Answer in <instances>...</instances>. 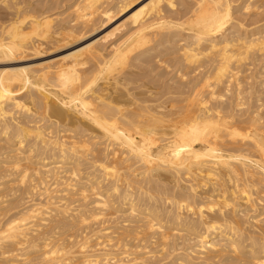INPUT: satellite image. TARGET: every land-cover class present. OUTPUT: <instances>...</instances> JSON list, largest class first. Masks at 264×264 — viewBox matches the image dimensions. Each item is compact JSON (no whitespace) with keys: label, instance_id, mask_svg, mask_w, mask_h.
I'll list each match as a JSON object with an SVG mask.
<instances>
[{"label":"bare ground","instance_id":"6f19581e","mask_svg":"<svg viewBox=\"0 0 264 264\" xmlns=\"http://www.w3.org/2000/svg\"><path fill=\"white\" fill-rule=\"evenodd\" d=\"M34 1L0 0V62L141 0L68 26ZM233 3L150 0L110 48L0 68V264H264V0Z\"/></svg>","mask_w":264,"mask_h":264},{"label":"rangeland","instance_id":"374dc122","mask_svg":"<svg viewBox=\"0 0 264 264\" xmlns=\"http://www.w3.org/2000/svg\"><path fill=\"white\" fill-rule=\"evenodd\" d=\"M33 1V0H32ZM38 3H40V1L41 0H36ZM36 1H34L35 3H37ZM47 1H50V0H45V1H43L42 0V4H44V2L46 3ZM56 1H60V0H51L50 2H47L45 5H43V6H45L44 7V9H42V11H46V9H47V11H49L48 13H46V15H50V16H53V17H57L56 15H59V13H60V16H62V17H60V18H62V20L60 19V18H58L57 20H58V22L60 23H57L59 26H63V24L65 25V23L67 24V25H65V26H68V23L70 22L71 24H69V25H73L74 24V22L72 21V19L74 18V16H73V14L71 13V15H69L70 13V9H69V7L71 8L72 6H73V4L75 3V1L76 0H71V1H69L68 0V2H67V0L65 1V0H63L62 2L60 1V3H62V4H60V3H58L57 2V4H58V6H57V4L56 3H54V2ZM150 0H141L140 2H138L137 4H135L132 8H130L127 12H124V13H120V14H118L117 15V17H116V19H114L110 24L109 23H107L106 24V26H105V28H103L100 32H98V34H94L93 36H91V37H89V38H87V39H85V40H81V37H79V38H77L76 39V41L75 42H73L71 45H69V46H66V47H63V48H52V47H49V45H45V46H43V47H41V50H40V52H38V53H31L30 55H28V56H26L25 58H24V60H22V61H20L19 63L18 62H9L10 64H14V65H33V64H38V63H41V62H43V61H47V60H50V59H52V58H55V57H57V56H59V55H61V54H63V53H65L66 51H68V50H70V49H72L73 47H78V46H81V45H83V44H86V43H88L89 41H91L92 39H94L97 35L98 36H102V35H104L105 36V38H103V42H102V45H104V46H106V45H108L107 47H109V45H111V42L113 43L114 41H116V39H119L124 33H126V31L128 30V28H129V26H130V19H132V14L135 12V11H137L140 7H142V5H144V4H146L147 2H149ZM235 1V0H234ZM51 2L53 3V6H55L54 4H56V6L55 7H57V8H55L54 7V9H53V6H51ZM37 3V5L41 8V6L42 5H39ZM50 4V7L49 6H47V4ZM65 3V4H64ZM232 3H233V0H232ZM236 3H238V1H236L235 3H233V5H235ZM48 4V5H49ZM65 6H64V5ZM36 5V4H35ZM59 5H60V8H59ZM51 7H52V9H51ZM43 8V7H42ZM48 8H50L49 10H48ZM68 9V10H67ZM41 10V9H40ZM46 11V12H47ZM69 11V12H68ZM66 12V13H65ZM64 14V15H62V14ZM175 13V12H174ZM176 14V13H175ZM55 15V16H54ZM173 15V14H172ZM69 16V17H68ZM73 18H72V17ZM175 16V15H174ZM177 16V15H176ZM3 18L4 19H6L7 21H8V18L7 17H2V16H0V23H7V21L5 22V20H3ZM2 19V20H1ZM60 19V20H59ZM65 19V20H64ZM2 21V22H1ZM68 21V22H67ZM61 23H62V25H61ZM73 23V24H72ZM100 23H103V20H99V23H97V26H100L101 24ZM104 25H105V23L103 24V27H104ZM76 26V25H75ZM78 27V25L76 26V28ZM105 43H106V45H105ZM110 48V47H109ZM108 48V49H109ZM9 63H6V62H0V68H3V67H6V65H8ZM88 67H89V69H88ZM85 68H87L88 70H89V73L91 74V72L92 71H90V70H93L92 68H91V66H87V67H85ZM85 68H84V70H85ZM172 69H174V71L172 72V75H174V73H175V68H172ZM83 70V69H82ZM83 70V71H84ZM158 70H160V69H158ZM157 70V71H158ZM87 71V70H86ZM88 72V71H87ZM86 72V74H89V73H87ZM171 75V76H172ZM26 117V118H25ZM21 120H27V121H31V120H28V119H31V116H26V115H24V117L23 116H21V118H20ZM33 119H35V117L33 118ZM32 119V120H33ZM46 123V122H45ZM44 122L42 123V124H45ZM23 195V196H22ZM36 197L38 196V194L36 195V194H34ZM27 196H30V195H26V194H21V197L23 198V197H26L27 198ZM35 196L33 197V195H31L30 197L31 198H33L35 201H38V199H40L39 198V196H38V198L37 199H35ZM29 197V198H30ZM25 198V200H27ZM88 230H90V229H88ZM78 233V232H77ZM175 253V252H174Z\"/></svg>","mask_w":264,"mask_h":264}]
</instances>
